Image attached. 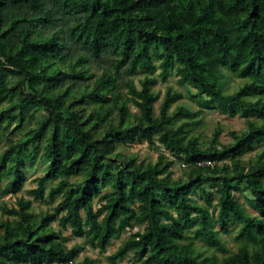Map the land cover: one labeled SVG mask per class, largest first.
Wrapping results in <instances>:
<instances>
[{
    "label": "trees",
    "instance_id": "obj_1",
    "mask_svg": "<svg viewBox=\"0 0 264 264\" xmlns=\"http://www.w3.org/2000/svg\"><path fill=\"white\" fill-rule=\"evenodd\" d=\"M91 62L99 73L86 69ZM137 73L144 74L139 88L125 78ZM228 73L245 79L232 93L224 90ZM171 75L195 90L197 110L179 103L170 111L181 94L168 87L155 115L152 87ZM209 108L245 118L246 129L220 144L216 128L200 146L186 127ZM39 110L35 125L0 151V179L17 192L25 163L41 149L47 174L29 193L44 199L48 179L63 177L47 193L48 201L61 199L40 214L30 199L1 206L0 264H72L82 247H65L52 221L100 252L142 226L107 255L110 263L132 251L139 264H264V147L245 163L235 159L264 140V0H0V131ZM154 136L172 159L160 153L155 162H136L113 152L116 141L153 143ZM227 158L231 166L218 164ZM175 160L185 176L168 179ZM206 182L216 188L215 215L189 196L198 189L212 205ZM101 186L110 189L100 194ZM243 188L253 212L234 195ZM235 225L238 246L229 253L218 233ZM196 241L226 254L204 256ZM75 264L101 263L85 256Z\"/></svg>",
    "mask_w": 264,
    "mask_h": 264
},
{
    "label": "rangeland",
    "instance_id": "obj_2",
    "mask_svg": "<svg viewBox=\"0 0 264 264\" xmlns=\"http://www.w3.org/2000/svg\"><path fill=\"white\" fill-rule=\"evenodd\" d=\"M106 60V59H105ZM158 63V61H156ZM86 69L88 68L89 72L99 73L100 69L96 67V65L91 62L85 65ZM144 76L143 73H137L132 76H126L125 78H131L133 80V83L136 87H140V79ZM8 80H15L14 76H8ZM94 77L87 80L89 84L92 83ZM178 76L171 75L167 78L166 81H158L153 87L152 91L154 93L159 94L158 100L154 103V113L155 115H158L159 113V105L164 97L165 91L168 87H170L172 90L179 92L181 94V97L176 100L174 103H172L170 107V111L174 109V107L181 103L184 105H187L191 107L194 110H197L199 106L197 105L196 101L191 98V92H194L195 90L191 88L190 86H181L178 83ZM245 79L238 78L234 74L228 73L227 77L224 82V90L226 93H232L234 90L238 89L243 83ZM82 81L77 82V85H80ZM123 92H125V89H123ZM257 96L253 95L251 96V99H255ZM4 103L3 105H5ZM127 107L130 111V113H137L139 110L136 105H134L130 100L127 101ZM93 104H85L83 105V113L86 118H89L93 112ZM43 114L42 111H34V113L28 112L27 115H25L22 119H19L18 116H15L11 124L9 125L8 129L5 131H0V151L6 147L8 144V140H16L17 138L21 137L27 129L34 126L37 119L41 117ZM116 112H113L111 116H114ZM85 118V119H86ZM253 119V118H252ZM196 120V123L187 126V137L188 136H194L198 137V143L202 147H207L212 139L213 132L216 128H219L221 130L220 135L218 136L217 140L220 144H229L232 142V136L231 133L240 134L246 129V119L241 118L238 116L235 117H229L226 114H223L218 109H202L201 113L196 116L194 119ZM181 119L175 120L173 123V126H177ZM264 147V140L254 144L251 148L244 151L241 155L236 156L238 160H240L242 163L247 162L249 159L253 158L255 154ZM113 152H118L123 156H133L136 160V162L139 161H146V162H155L157 160V157L160 153H163L167 155L168 159H172L170 153L165 150L162 146V144L158 141L156 136L153 138V143H149L146 139H142L135 142H120L116 141L113 147ZM41 149L38 151V153L35 156V159L32 161H28L25 163V174H24V180L22 182V185L20 189L13 193L10 191L4 190V184L6 183V178L0 179V219H4L7 217L5 213H2L1 206L3 204H6L8 206H16V200L19 198L24 199H30L31 200V210L35 214L40 213H46V212H52L54 209V206L60 201L61 197L57 196L54 200L48 201V191L51 187L55 186L60 179H63V177H57V178H51L48 179L45 186V192H44V199H33L32 195L29 193V190L34 188L37 183V177L45 176L47 174V164L43 162L40 159ZM231 158H227L224 161L218 162V164L226 163L228 166H231ZM185 169L186 166L182 165L181 160H175L170 167V171L172 172L171 175H168L167 178H177L179 176H185ZM82 174L73 175L69 179L71 181H77L81 178ZM210 182L204 183V188L206 191L213 193L211 196V204H206L205 200L200 196L201 191L198 189H193L189 192V196L191 200L199 202L201 204H204L209 207L210 210L215 208L214 215L216 212V203H217V194L215 193V187H211ZM110 188L108 186H101L100 187V194L108 191ZM208 195L206 193L205 197ZM234 195L237 197V199L243 203L250 211H254L253 208L250 205V193L247 189L243 188L241 191H234ZM101 201L99 197L96 195L92 198V209L95 211L98 209ZM82 216L85 215L84 210H81ZM12 218V217H10ZM51 226H53L57 231L60 232V234L64 237L63 243L65 247L70 248L74 245H79L82 247V249L78 252L76 255L74 261L72 264H75V262L82 260L83 257L87 256L90 258H96L100 261L101 264H139L138 261L135 260L134 253L128 252L123 259L117 261L116 263H110L107 259V255L114 252L118 246L123 242L125 238L129 236V234L133 231H136L138 229H142V226L135 225L133 228H127L124 230L119 236L113 237L110 241V243L107 245L106 250L104 252H100L97 248H92L84 238L76 237L71 234V229L68 226L66 229L61 228L57 221L50 222ZM238 226H231L229 232L227 233H218V236L221 238V240L224 242L227 251L229 253L234 252L238 246V241L234 239V236L237 232ZM196 246L200 248L203 251L204 256L207 257H213L214 259H219L222 256H225V254H222L218 251H216L212 247L205 246L202 242L196 241Z\"/></svg>",
    "mask_w": 264,
    "mask_h": 264
},
{
    "label": "built area",
    "instance_id": "obj_3",
    "mask_svg": "<svg viewBox=\"0 0 264 264\" xmlns=\"http://www.w3.org/2000/svg\"><path fill=\"white\" fill-rule=\"evenodd\" d=\"M203 163V162H202ZM205 163H210L209 161H205ZM52 264H60L59 262H54V263H52Z\"/></svg>",
    "mask_w": 264,
    "mask_h": 264
}]
</instances>
